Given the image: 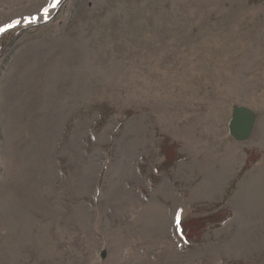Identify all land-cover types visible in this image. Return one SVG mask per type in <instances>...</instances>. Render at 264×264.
<instances>
[{"label":"rangeland","instance_id":"374dc122","mask_svg":"<svg viewBox=\"0 0 264 264\" xmlns=\"http://www.w3.org/2000/svg\"><path fill=\"white\" fill-rule=\"evenodd\" d=\"M0 264H264V0H0Z\"/></svg>","mask_w":264,"mask_h":264},{"label":"water","instance_id":"95a60500","mask_svg":"<svg viewBox=\"0 0 264 264\" xmlns=\"http://www.w3.org/2000/svg\"><path fill=\"white\" fill-rule=\"evenodd\" d=\"M256 120V114L248 107H234L229 125L230 134L237 141L244 142L248 140L254 131Z\"/></svg>","mask_w":264,"mask_h":264},{"label":"bare ground","instance_id":"6f19581e","mask_svg":"<svg viewBox=\"0 0 264 264\" xmlns=\"http://www.w3.org/2000/svg\"><path fill=\"white\" fill-rule=\"evenodd\" d=\"M183 131V130H182ZM231 148V147H230ZM229 148V149H230ZM235 149V148H234ZM238 153H234V151L233 152H231V150L230 151H227V152H225L224 153V155L220 158H216L217 160H220L221 161V163L223 164V165H225V168H226V166H227V164L229 163V161H230V158H231V156H234L235 158H236V160H235V162H234V164H233V166L232 167H234V166H236V164L238 163V161H239V157H238V155H237ZM223 173H224V171L222 172V171H219L218 173H215V176H216V178H217V181H218V186H216V187H214L211 183L209 184V183H207V184H203L197 191H201V195H203V194H205V195H208V194H213L214 192H217L218 190H219V187H220V184H221V180H222V177H224L223 176ZM213 175V174H212ZM225 178V177H224ZM212 181V180H211ZM195 195V194H194ZM239 202L241 203V204H247V200L246 199H244V198H240L239 199ZM13 227V226H12Z\"/></svg>","mask_w":264,"mask_h":264},{"label":"snow or ice","instance_id":"6c2138e0","mask_svg":"<svg viewBox=\"0 0 264 264\" xmlns=\"http://www.w3.org/2000/svg\"><path fill=\"white\" fill-rule=\"evenodd\" d=\"M57 2H58V0H57Z\"/></svg>","mask_w":264,"mask_h":264}]
</instances>
